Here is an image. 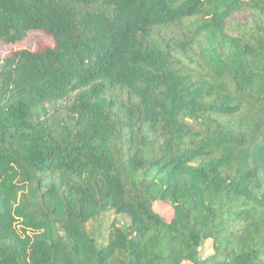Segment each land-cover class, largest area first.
Listing matches in <instances>:
<instances>
[{
    "label": "trees",
    "instance_id": "obj_1",
    "mask_svg": "<svg viewBox=\"0 0 264 264\" xmlns=\"http://www.w3.org/2000/svg\"><path fill=\"white\" fill-rule=\"evenodd\" d=\"M33 31L0 54V264H264V0H0V42Z\"/></svg>",
    "mask_w": 264,
    "mask_h": 264
},
{
    "label": "rangeland",
    "instance_id": "obj_2",
    "mask_svg": "<svg viewBox=\"0 0 264 264\" xmlns=\"http://www.w3.org/2000/svg\"><path fill=\"white\" fill-rule=\"evenodd\" d=\"M40 43H49L53 44V39L50 35L46 34L45 32H38L33 31L29 34V36L21 42H18L16 45H6L3 42H0V54L7 55L14 47H28L31 49L37 48V46ZM155 208L158 212H160L163 216H165L167 219H170L172 216V209L169 205L163 204V203H156ZM108 219H116L118 222H125L127 218H125L123 215L116 214L115 212L101 215L97 220L92 221L89 224V229L93 230L94 228H100L105 226L108 222ZM107 230L108 226L101 228L97 232V239H98V245L102 246L106 243V236H107ZM213 253L212 248V240H208L204 243L201 249V256L206 257L209 254ZM184 264H190V263H184Z\"/></svg>",
    "mask_w": 264,
    "mask_h": 264
}]
</instances>
